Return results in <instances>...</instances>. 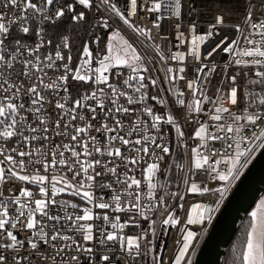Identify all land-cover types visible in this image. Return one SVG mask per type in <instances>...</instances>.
Segmentation results:
<instances>
[{"label": "snow or ice", "instance_id": "snow-or-ice-1", "mask_svg": "<svg viewBox=\"0 0 264 264\" xmlns=\"http://www.w3.org/2000/svg\"><path fill=\"white\" fill-rule=\"evenodd\" d=\"M54 2L56 0H44L40 6H37L32 0H0L4 8L15 9L20 13L16 16L13 12L10 17L6 13L0 14V157H2L0 159V264H34V262L42 264L49 260L52 264H65L69 259L65 255L66 251L88 254L91 264L96 259L91 254L97 249L89 245L94 242L108 251L114 250L112 246L118 244L120 251L132 261H137L142 255L141 242L149 235H157V220L151 218L152 214L159 213V227L163 228L165 235L168 234L169 227L177 228L181 224V217L169 208L167 203L169 198H179L180 201H184L186 194L198 196L218 194L219 199L214 205L199 202L192 204L184 221L187 225H204L205 222L211 224L213 214L219 210V205L232 183L239 179L241 169L246 168L251 162L253 152L258 148H264V111L259 110L264 107V91L246 90L244 96L246 106L243 114L240 115L223 106L224 101L232 105L238 103L237 87H232L226 94L218 88L216 97L209 98L207 90L200 84L201 81L208 83V78L217 71L215 63L209 67L203 63V60L211 61V57L222 50L232 58L230 63L256 68L257 70L252 74L255 79H250L249 83L264 88V71L259 70L264 69V30H262L264 20L253 22L249 8L245 23L249 24L250 31L248 36L242 37L247 47L241 45V35L231 42L225 37L206 55L202 54L200 46L212 38V29L216 25H210L207 33L195 34V22L190 24L193 34L189 41L188 54L194 57L200 67L196 69L195 78L187 83V88L192 93V99L187 103V110L189 113L204 112L208 115V119L213 122L211 127L215 128L216 132L209 130L210 126L207 122L197 120L199 127L195 130L192 139H199L200 143L191 149V168H188L186 163L173 160L168 162L166 168L161 169L160 165L165 162V157L171 155L169 146L163 142L164 133L161 126L171 125L181 139L184 133L171 113L158 114L153 106L146 103L149 99V85L153 88L157 87L158 80L150 75H144L149 72L144 57L137 47L121 35L119 29L109 33L105 49H97L95 60L98 66H92L93 53L85 43L75 71L70 67L73 58L68 55L67 63L60 65L63 75L49 78L48 82H46L48 77L46 70H57L56 62L65 59L59 46L54 56L41 58L37 53L43 47L42 40L35 47L16 40L15 47L10 50V57L5 55V52L9 51L5 41L13 24L19 23L18 31L22 35L30 34L28 22L33 17L28 15L29 10L32 11L33 16H40L43 20L52 23L58 22L66 13H74L71 20L77 23L84 21L86 17L84 11L76 12V5L85 10L93 7V0H73L57 7L54 16H50L48 12ZM101 4L105 11L117 17L123 26L146 41L153 39L152 30L132 23V17L136 16L138 8L143 7L149 14H159L162 10H167L177 18L180 17L182 9L181 0H175L174 7L167 0H146L147 6L140 4L138 0H128L127 15H125V12L112 0H101ZM217 23L222 24L223 18L217 17ZM99 26L107 31L110 27L108 19H101ZM153 27L159 28L160 25L154 24ZM177 28L179 29V25ZM236 31L242 34L244 30L236 25ZM41 35V31H38L37 36ZM183 36L182 32H178L177 39L180 43L185 42ZM256 36L260 39H253ZM48 43L51 44V41ZM94 43H99V37ZM149 47L156 51L161 62L166 63L170 58L173 62L183 65L185 61L182 52H173L170 57H166L159 45H149ZM63 48H69L66 37ZM24 52L27 56L20 60L19 57L23 56ZM17 63L21 64L19 72L15 68ZM206 68L207 72H205ZM111 69H118L113 75L122 77L123 87L109 83L110 77L106 73ZM119 69H127L128 72L125 75ZM164 71L166 72L164 82L172 85L169 91L175 97V104L184 106L185 94L179 91L175 84L185 79L182 75L186 71L185 67L180 66L177 69L166 67ZM69 76L75 82H91L93 89L71 102V106H69V96H60L55 101V109L60 110L59 118L52 117L44 108L45 103H51L50 97L45 93L58 94L61 90L67 93ZM13 77L16 79L23 77L31 82L25 90L28 101L23 99L25 95L21 91L23 82L17 84L13 82ZM146 79L148 83H145ZM230 79L236 84L235 75ZM100 85L105 87H99ZM121 98L126 100L127 105H140L141 108L137 110L127 107L120 103ZM151 99L165 106L162 98L151 96ZM93 101L94 104L90 103ZM206 103H211L213 107L205 112L203 105ZM252 108L257 110L250 112L249 109ZM84 109H87V112ZM97 109L100 110L99 113ZM134 112L135 118L128 125L119 118ZM28 113L31 114V120ZM89 113L90 119H88ZM101 113L102 120L99 119ZM142 116H147L151 122L144 120ZM77 120L79 123H73ZM109 120L114 121V124H109ZM92 121H97L99 127ZM50 124L53 126L50 127ZM93 129L103 135V143L98 136L90 135ZM54 137L61 138L60 142L41 145L33 143L41 140L48 142ZM13 138H15L14 146L6 147ZM215 141L227 142L223 152L210 147L211 142ZM116 142L120 146H114ZM121 146L126 151H122ZM201 149L204 150L203 153ZM12 153H15V156ZM94 155L109 159H92ZM25 157L27 160L24 159ZM142 163L146 166L141 169ZM173 164L183 173L178 179L182 180L185 193L168 191L173 183L170 179ZM120 167L126 168L127 171L118 173ZM97 168H102L103 171H97ZM136 171L142 172V180L135 176ZM161 171L165 173L163 180L157 175ZM197 172H203L209 180L219 181L222 186L211 188L196 181L194 177ZM67 173H72L71 179L67 177ZM108 175L114 179L97 180L98 177ZM15 182L31 184L34 189H38V192L22 186L18 194L5 195L3 186ZM97 185L100 189H108L111 195L107 199L103 194L97 195L94 191ZM142 186H146L147 190L142 191ZM13 191L12 187L8 188L9 193ZM158 192L163 194L157 197ZM63 195L76 197L83 202V206L72 200L57 199L58 196ZM179 207L183 209L184 205L180 204ZM95 209L106 211L96 212ZM109 212L130 213V215L121 223L119 215L111 216ZM249 216V225L238 257L239 264H264V198L259 200ZM137 217L149 221L148 228L142 230L138 236L124 234V229L128 227H140ZM101 220L103 223H97ZM25 231L29 234L25 235L24 239H20L18 234H24ZM177 231L179 233L178 239L175 240L177 248L171 264H191V260L187 257L197 234L183 226ZM77 237L84 243H80ZM57 241L62 243L57 244ZM160 247H163V241ZM48 249L52 251L49 252ZM70 259L78 261L80 257L72 256ZM110 261V256L102 255L98 258L97 264ZM152 264H164L159 254L152 258Z\"/></svg>", "mask_w": 264, "mask_h": 264}, {"label": "built area", "instance_id": "built-area-1", "mask_svg": "<svg viewBox=\"0 0 264 264\" xmlns=\"http://www.w3.org/2000/svg\"><path fill=\"white\" fill-rule=\"evenodd\" d=\"M44 0H32V3L36 4L37 6H40ZM73 2V0H56L54 4L50 7V11L48 12V15L54 16L55 11L57 10V7L64 6L67 3ZM113 3H116L118 7L121 8L122 11L125 12V15H127V5L128 0H112ZM138 2L142 5H146V0H138ZM168 3H170L173 7L175 5V0H167ZM182 3V9H181V15L179 18L176 16H173L171 12L167 10H162L161 13H147L144 11V8H138L136 16L132 17V23L146 27L148 29L152 30V37L153 39L150 41L143 40L132 33L131 30L127 29L125 26H123L122 22L118 20L117 17H115L112 13L106 12L104 9V6L101 4V0H93V7L91 9H82L81 6L76 5V12L84 11L85 12V20L82 22L74 23L71 20V16L74 13H66L64 17H62L58 22L52 23L50 21L43 20L40 16H33V13L31 10H29L28 15L30 17H33L29 20L28 26L30 27V34L27 36L22 35L18 29L20 27L19 23H15L11 26V31L8 34V38L6 39L5 43L8 46L9 51L5 52V55L10 57L11 55V49L15 47L14 41L21 40L22 42L26 43L27 45L31 47H35L37 43H39L41 40L43 41V47L40 48L39 52L37 53L41 58H44L45 56L52 55L54 56L55 52L59 50L64 55L65 59L64 61H57V70L47 69L48 77L46 78V82H48L49 78H55L59 75H63L62 69H60V65L62 63H67V57L68 55L72 56V63L70 67L73 71H75L79 61H80V54L83 51L84 44L87 43L90 47V50L93 53V61L92 66L96 67L98 66L96 64V52L97 49H102V35L103 33L111 32L115 29H119L121 31V35L124 36L125 39H127L130 43H132L135 47L138 48L142 56L144 57L145 66L148 67L149 72L144 74L146 76H151L152 78H155L158 80L157 87L153 88L151 85H149L148 88V95L149 99L146 101V103L149 106L154 107V111L158 114H165V113H171L174 118L177 119V123L181 127V131L184 133V137L181 139L179 138L178 134L175 132V130L172 128L171 125H162V131L164 133V141L167 143V145L170 148L171 155L165 157V162L161 163L160 167L161 169L166 168L168 166V162H172L173 160L175 162L179 163H186L188 168H191V149L192 147H195L200 143L199 139L193 140L192 136L195 132V130L199 127V124L196 123L197 120L200 122H207L209 124V130L212 132H216V129L211 127L213 124L212 121L208 119V115L204 114V112L200 114L196 113H189L187 110V103L192 99V93L187 88V83L190 80H193L196 76V69L200 67V64L188 54L190 43L192 36V31L190 30V24L195 22V34H204L209 31L210 25H216L215 28L212 29V38L208 39L206 43L200 46L202 54L206 55L209 51L212 50L213 47L216 46L218 42L223 40L225 37L229 38V42L231 40L236 39L238 35H241V45L244 47H247V45H244V41L242 37H246L249 34L250 27L249 24L245 23V18L247 16L249 8H251V15H252V21L258 22L260 20H264V0H181ZM99 5V7H98ZM13 12H15L16 16H19V11L11 8H4L2 4H0V14L6 13L9 17L12 16ZM217 17L223 18V23L218 24L217 23ZM101 19H108L110 27L107 31H105L103 28L99 26V22ZM7 23V20L5 21ZM154 24H159V28H154ZM177 25H179V29L177 28ZM236 25H239L244 31L242 34H238L236 31ZM264 30V29H262ZM41 31L42 35L40 37L37 36V32ZM178 32H182L184 34L183 39L184 43H180V40L177 39ZM68 39L69 48L64 49L63 48V42L64 38ZM99 37V43H94V41ZM253 39L259 40L260 37L256 36L253 37ZM48 41H51V44L48 43ZM149 45H159L161 51L166 57H170L173 52H182L185 55V61L183 65H181L179 62H173L170 58L167 59L166 63L161 62L159 60L158 55L156 54V51L149 47ZM226 46V45H225ZM23 51V50H22ZM27 56V53L24 52V55L19 57L20 60H23ZM232 58L228 56L227 54L223 53L222 50L219 51L217 54H214L211 57V61L209 60H203L204 64H207L209 67L212 66V63H215L217 66V71L213 73L208 79L209 82L205 83L203 81L200 82L201 87L207 90V95L209 98H215L217 95V89L220 88L222 90V93L226 94L228 93L232 87L238 88V103L236 105H232L231 103L224 101L223 106L228 107L230 110L236 112L237 114L242 115L243 110L245 108L244 103V96L246 90H255L258 91L256 86H253L251 83H249L250 79H255V77L252 75L257 69L250 67V66H236L234 63H230L229 61ZM250 59V58H246ZM180 66H184L186 71L182 74L185 79L179 80L176 82L175 87L179 91L184 92L183 99L185 100L184 106H178L175 104V97L170 94L169 89L172 87V85L166 84L164 82L166 72L164 69L166 67H172L174 69H177ZM16 71L19 72L21 69V64L17 63L15 65ZM118 69H111L109 73H106V75H109V83L112 84H119L121 87L122 85V77L118 78L113 73H115ZM120 71H123L125 75L127 74V69H119ZM264 71V69H259ZM208 69H205V72H207ZM239 73V74H238ZM238 74V75H237ZM236 76V84H233L231 82V77ZM23 82V87L21 89L22 92L25 93L24 95V101H28V97L26 94V88L30 86V81L27 79H24L23 77H20V79H16V77H13V82L19 84ZM223 81V83H222ZM145 83H148L147 79L145 80ZM67 87L69 91L66 93L63 90H61L58 94H53L51 92H46L45 94L50 97L51 103H45L44 108L47 110V114H51L52 117L59 118L58 113L60 110L55 109V101L60 98V96H69V106H71V102L77 100L81 95L90 93L93 89V84L91 82L84 83V82H75L71 80V76H69ZM99 87H105L104 85H100ZM257 89H256V88ZM151 96H158L162 98L165 101V106H161L160 104H157L156 101H153L151 99ZM90 103H95L90 102ZM120 103L124 104L127 107L134 108L139 110L141 108L140 105H127V102L125 99L121 98ZM213 106L211 103H206L203 105V108L205 109V112L208 109H211ZM256 108L249 109L250 112L256 111ZM261 110V109H259ZM78 111H80L78 109ZM85 112H87V109H84ZM264 111V110H261ZM97 112L99 113L100 110L97 109ZM29 119L31 120V114H27ZM119 115V114H117ZM136 113H132L129 116H120L119 118L122 120V122L125 125H128L131 123V121L135 118ZM91 118V114H88V119ZM144 120H147L149 123L151 122L150 119L147 116H142ZM100 120L103 119V114H100L99 117ZM38 123V121H37ZM63 124V121L61 122ZM73 123H79V120L74 121ZM94 125L99 127V123L97 121H92ZM109 124H114V121L109 120ZM223 123V122H221ZM261 123V122H258ZM52 127L53 125H49ZM124 133H121L123 135ZM153 134H155L153 132ZM218 135H223L222 133H216ZM50 135H52L50 133ZM90 135L98 136L101 139V142L103 143V135L101 133H97L94 129L91 131ZM248 135H251V133H248ZM59 137H54L53 140L45 142L43 140L33 142L37 145L45 144V143H59L60 142ZM15 138H13L12 141L8 142L6 147L11 148L14 146ZM67 142V141H65ZM159 142V141H158ZM227 142H220L215 141L211 142L210 147L223 152L226 147ZM114 146H120L118 142ZM263 148H258L255 152L252 154L251 162L247 165L246 168L241 169V175L246 171V169L249 167V165L253 162V160L256 158V156L259 154V152ZM122 151H126L125 148L121 146ZM203 149H201V152L203 153ZM231 151L230 149L228 150ZM12 155L15 156V153H12ZM69 155V154H66ZM17 159H20L19 157H16ZM101 157L93 156L92 159H97ZM2 159V157H0ZM27 160V157L24 158ZM49 161L51 157H48ZM101 159L108 160V157H102ZM119 163V161H117ZM112 166L111 164L109 165ZM146 165L143 163L140 165V168H144ZM39 167V166H37ZM223 168V166H222ZM97 171H103L102 168H97ZM31 169H29V172ZM67 170L65 169V172ZM127 171L126 168L120 167L118 169V173H123ZM158 177L163 180L165 173L163 171L159 172ZM183 173L180 172L178 169H176L175 165L173 164L172 172L170 174V179L173 181V183L169 186L168 191H179L181 193H185V188L182 183L181 179H178V177H182ZM72 173H67V177L71 179ZM135 176L139 179H143L142 172L136 171ZM108 180L111 181L114 178L110 175L104 176V177H98L97 180ZM194 179L198 182H201L202 184H207L211 188H217L221 187V183L219 181H212L209 180L206 175L203 172H197ZM238 180L234 181L230 187V190L225 194V198L219 205V210L216 211L213 214L212 222L211 224H208L205 222L204 225H187L184 223V221L187 218V211L194 203H204L205 205L208 204H215V202L219 199L218 194H205L204 196H198V195H185V200L180 201L179 198H169L167 200V203L169 205V208L171 211L174 212V214L181 217V224L177 226V228H168V234L165 235L163 228L159 227V220L158 216L159 213L152 214L151 218L154 220H157V235H149L145 240L141 242V253L142 255L138 258L137 261H132L130 257L126 256V254L122 251H120V247L118 244L113 245L112 251H108L105 248H102L98 243L94 242L93 244L89 245L91 247H94L97 249L94 253L91 255L94 256L96 259L91 262V264H97L98 258L102 255H108L111 257L110 262H104V264H152V258L159 254V256L162 258V261L164 264H171V261L174 259L175 256V250L177 248V245L175 244V240L178 239L179 233L177 229L181 226L194 231L197 235L193 242V247L189 250V255L187 259L191 260V264H194L197 255L212 227L214 224L224 202L226 201L228 195L232 191L233 187L235 186L236 182ZM26 187L30 190L37 191L38 189H34L31 184H23L22 182H15L14 184H6L3 186V191L5 192V195H13L18 194V191L21 187ZM12 187L14 191L12 193L8 192V188ZM118 190V189H117ZM142 191H146V186H142ZM94 191L97 195L103 194L105 198L109 197L111 195V192L108 189H100L97 185L94 188ZM163 194L162 192L157 193V197L159 195ZM57 199H67L72 200L73 202L79 203L83 206V202L78 200L76 197L63 195L58 196ZM180 204H183L184 207L181 209L179 207ZM71 211V209H69ZM96 212H103L106 210H99L95 209ZM109 215L115 216L119 215L121 217V223H123L125 220L128 219L130 213H111L109 212ZM39 218V217H37ZM137 221L140 224V227H128L124 229V234L126 235H132V236H138L141 234L142 230H146L148 228L149 221L147 220H141L139 217L136 218ZM97 223H103V221H98ZM111 231V229H109ZM25 231L24 234H18L20 239H24L25 235H27ZM71 235V233H69ZM80 243H84L82 239L77 237ZM151 241V243H149ZM163 241V247H160V243ZM57 244H60L62 242L57 241ZM47 247V246H45ZM49 252H51V249H48ZM147 253V255H145ZM65 255L69 258L65 261V264H89L88 254L85 253H77L75 251H66ZM72 256H79L80 259L78 261H72L70 258ZM35 264V262H34ZM42 264H52V262L46 261L42 262Z\"/></svg>", "mask_w": 264, "mask_h": 264}, {"label": "water", "instance_id": "water-1", "mask_svg": "<svg viewBox=\"0 0 264 264\" xmlns=\"http://www.w3.org/2000/svg\"><path fill=\"white\" fill-rule=\"evenodd\" d=\"M264 193V148L236 182L212 225L194 264H222L225 250L245 215Z\"/></svg>", "mask_w": 264, "mask_h": 264}, {"label": "rangeland", "instance_id": "rangeland-1", "mask_svg": "<svg viewBox=\"0 0 264 264\" xmlns=\"http://www.w3.org/2000/svg\"><path fill=\"white\" fill-rule=\"evenodd\" d=\"M109 33H110V32H108V33H103V35H102V49H105V46H106V43H107V38H108ZM256 87L259 88V89H257ZM256 87H255V88H256L258 91H264V88H262L260 85H256ZM262 198H264V193H263V195L259 198V200L262 199ZM259 200L257 201V203L259 202ZM257 203H256L255 206L251 209V211H253V210L255 209ZM251 211H250V212H251ZM250 212H249V213H250ZM249 221H250V216H249V214H248L247 219L244 221V223H243V225H242V227H241V236H242V237H245V232H246V230H247V228H248ZM240 240H241V239L238 240V242L232 247V250L229 252V255H228V259H227V263H226V264H231V263L233 264L234 260L239 261V260H238V257H239V254H240V251H241V250H238V251L236 252V255H235V256H234L233 253H234V251H235L238 247L241 249L242 244H241V246L239 245ZM238 264H239V263H238Z\"/></svg>", "mask_w": 264, "mask_h": 264}, {"label": "trees", "instance_id": "trees-1", "mask_svg": "<svg viewBox=\"0 0 264 264\" xmlns=\"http://www.w3.org/2000/svg\"><path fill=\"white\" fill-rule=\"evenodd\" d=\"M260 109H261V110H264V107H261ZM247 217H248V214L244 216L243 221H242V223L239 225V227H238V229H237V231H236V233H235V235H234L232 241L230 242V244L228 245L227 249L225 250V255H224V257H223L222 264H226V263H227V259H228L229 252L232 250V247L238 242L239 239H241L240 242H239V245L241 246V244H242V247H243V243H244V238H245V237H242V236H241V227H242L244 221L247 219ZM242 247H241V249L238 247V248L234 251V253H233L234 256L236 255V252H237L238 250H241V251H242ZM241 251H240V252H241ZM238 263H239V261H237V260H234V262H233V264H238ZM231 264H232V263H231Z\"/></svg>", "mask_w": 264, "mask_h": 264}]
</instances>
